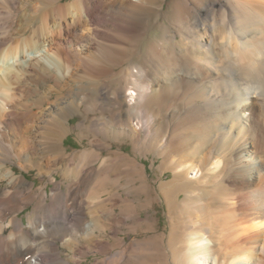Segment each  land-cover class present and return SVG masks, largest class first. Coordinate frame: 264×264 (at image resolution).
Segmentation results:
<instances>
[{
	"label": "bare ground",
	"instance_id": "obj_1",
	"mask_svg": "<svg viewBox=\"0 0 264 264\" xmlns=\"http://www.w3.org/2000/svg\"><path fill=\"white\" fill-rule=\"evenodd\" d=\"M15 1L0 0V12L3 10L7 18L13 9H9V6L11 3L15 6ZM28 1L27 5L31 2ZM98 1L38 0L41 6L36 15L39 22L38 29L34 28L32 37L30 34L31 39L20 44H12L15 32L10 25L1 26L3 24L0 22V181L14 180L11 183L12 190H14L11 200L21 196L29 201H36L35 211L28 217L27 226L18 217H12L6 227L0 225V251H4L2 254L5 253L4 259L0 256V264L7 261L16 264L20 256H26L28 252H38L39 243L31 244V240L35 236L41 238L50 226L57 228L56 224L62 215L69 218L76 211V205L73 207H71L72 204L68 205L72 200L74 203V192L71 186H68L65 192H61L60 185H57L55 193L47 202L46 192L38 194V198H35L33 184L21 176L14 178L16 173L13 168H7L4 164L9 159H16L18 163H21V161L33 160L39 156V148L31 145L30 140L28 143L27 140L22 139L24 141L23 143L20 141L23 144L22 148L17 150L13 145L14 142H10L9 134L11 133L6 132L9 125L17 132L22 126V121L19 119L15 120L14 124L6 120L14 111L13 105L20 103L17 101L20 98L17 94L18 84L26 82L32 74L39 79L47 78L51 66L54 69L56 65H59L65 72L69 65L71 66L68 64V59L79 58L87 50L83 45L84 42L87 44L86 41H92L90 38L93 35L102 39V33L95 28V24H101L104 18L102 13L106 8H114L116 11L113 17L116 24L126 17V12L135 15L139 10L149 13L154 8L159 11L170 10L172 14L164 19L171 22L177 15L183 19L188 9L195 8L198 11L192 22L195 37L199 42V51L193 49L197 53L196 57L182 55L185 57H183L184 62L182 61V72L175 71L171 66L163 67L166 72H172L175 81L186 79L185 100L189 104L182 118V127L185 130L178 134L180 146L176 148V145L173 150L176 155H180L179 161L173 160L175 165L170 170L172 178L168 181H161L158 185L167 203L171 227L179 222L176 213L184 212L188 218H193L187 219V222L181 225L183 237L179 241L180 252L174 251L172 254L177 259V264H264V0H137L136 2L113 0L108 4L104 3L105 0ZM18 2L20 5V0ZM34 6L37 7L36 4ZM21 8L24 12L23 5ZM37 9L34 11L37 12ZM200 10L211 12V17L202 18ZM7 18H4L5 21ZM21 21L23 22L22 19ZM210 28H215L213 36L208 34ZM24 30L25 27L22 25L19 31ZM96 45V51L101 57L112 56L120 52L119 47H110L106 41L105 43L97 41ZM201 48L206 49L208 54ZM148 53L149 50L145 51L146 55ZM152 53L158 56L155 49ZM90 56L88 54L87 57ZM30 58H33V62ZM81 58L83 60V57ZM92 60L91 62L94 61ZM60 61H64L63 64ZM55 71L57 73V70ZM130 75L133 76L132 73ZM138 76L146 79L147 83L144 85H140V82L138 85L134 83L133 86L138 92L133 90L128 93L129 100L137 99V106L142 100L144 101L143 97L148 94L151 86L147 76L143 74ZM135 78L137 79V75ZM34 81L36 84V80ZM163 84L168 83L165 81ZM167 95H170V92ZM39 99L36 100L37 103L33 101L34 104H32L37 106L36 104L41 100ZM25 106L26 104H23L22 107ZM137 106L132 112L138 125L144 113ZM58 109L60 110L56 106L51 107L50 112ZM145 125V129L148 130V125ZM22 132H20L21 135ZM138 135V127L133 125L126 138L136 145ZM47 150L59 159L64 158L65 153L58 142H51ZM26 165H29L31 169H39V171L43 168L39 163H33V166L29 163ZM195 169L200 172V175L198 174L196 178L188 177V172ZM161 170L162 174L166 172ZM133 176L130 175L129 179L134 182ZM181 177L183 179H180ZM225 182L230 185H226ZM145 183L144 178L140 187H143ZM102 184L99 182L92 191L91 199L95 203L93 208L87 211L90 217L96 213H102L113 218L115 216L114 206L110 207L112 211L108 213L102 200L106 193V190L104 191L101 187ZM4 195L2 198H5ZM86 228L87 239H94V224L89 221ZM5 229L9 233L7 237L3 234ZM31 235L34 237L31 238ZM42 241L40 240V243ZM174 243L177 244L176 241ZM51 244L54 248L56 247L54 243ZM33 245H38L37 249L33 250ZM54 248L53 251L57 249ZM54 256L55 253L51 257ZM121 257L119 252L113 255L111 264L119 263ZM43 259V255L35 254L28 264H39Z\"/></svg>",
	"mask_w": 264,
	"mask_h": 264
},
{
	"label": "rangeland",
	"instance_id": "obj_2",
	"mask_svg": "<svg viewBox=\"0 0 264 264\" xmlns=\"http://www.w3.org/2000/svg\"><path fill=\"white\" fill-rule=\"evenodd\" d=\"M27 1L20 0L19 5L16 0L15 6H12L11 3L9 9H13L8 18L3 10L0 12L6 14L5 16L0 14V18H2L0 22L3 24L0 23V25H10L15 33L18 30L17 35L12 31L14 33H12L14 41L12 44L28 41L31 39L30 34L32 37L33 31L38 29L39 22L36 15L41 6L38 0H29L32 3L28 1V5ZM101 1L104 0L98 2ZM108 1L105 0L104 3L108 4L113 0ZM132 1L136 2L137 0ZM35 4L38 9L34 6ZM162 4L165 5L164 2ZM22 5L25 8L24 12L21 8ZM35 9L37 12L34 11ZM191 9L185 12L183 19L177 15L171 22L164 19L172 14L170 10L159 11L154 8L150 13L139 10L135 15L126 12V17L116 24L113 21L116 11L114 8H106L102 13L104 18L101 24H95V28L102 33V39L93 35V38H90L92 41H86L87 44L84 42L83 45L87 50L79 58L68 59V64H71L68 71L64 72L59 65H56L54 69L51 66L47 78L39 79L32 74L26 82L18 84L17 94L20 95V98L16 100L20 103L13 105L14 111L6 120L14 124V121L19 119L22 121V126L17 132L9 125L12 129L8 127L6 132L7 134L11 133L9 134L10 142H14L13 145L17 150L22 148L21 142H24L22 139L27 140L28 143L31 141V145L39 148V156L33 160L21 161V163H18L16 159H9L4 164L7 168H13L16 173L14 178L21 176L33 184L35 198H38V194L46 192L48 194L47 202L55 193L57 185H60L61 192H65L68 186H71V190L74 192V203L72 200L68 205L72 204L71 207L76 205V211L69 217L70 219L62 215L56 224L57 228L56 226L48 227V232L46 230L41 238L35 236L30 243H39V246L37 245L39 251L28 252L29 254L27 253L26 256H20L16 264H28L35 254L44 256L45 260L43 259L39 264H111V257L118 252L122 257L117 264H177V259L172 253L180 252L178 246L183 237L181 225L187 222V219L193 218H188L184 212L176 213L179 224L177 223L176 227H171L167 203L162 197L158 185L161 181H168L172 178L170 170L175 165L173 160L179 161L180 155H176L173 150L176 145V148L180 146L178 134L185 130L182 127V118H184L189 104L185 100L187 95L184 87L186 79L175 81L172 72H166L163 67L171 66L175 71L182 72L184 56L196 57L197 53L194 51H199L198 38L195 37V29L193 30L192 25L198 11L195 8ZM199 13L202 18H210L212 15L207 10H200ZM3 17L7 18V21ZM22 25L25 27L23 32L19 31ZM213 32H215V28H210L208 34L213 36L215 34ZM97 41L104 43L106 41L110 47L117 46L121 53L101 57L96 51ZM153 49L157 51V57L152 53ZM148 50L149 56L145 54V51ZM201 50L208 54L206 49L201 48ZM88 54L91 56L87 57ZM183 54L185 55L182 56ZM30 60L33 62V58ZM60 62L63 64L64 61ZM97 66L98 68H96ZM54 74L60 76V80H57L58 77ZM140 74L150 79L151 86L148 91L149 95L146 94L143 97L144 101L142 100L141 104L137 106V99L129 100L128 93L133 90L138 92L133 86L134 83L137 85L139 82L140 85L147 83L146 79L138 76ZM136 75L138 80L135 78ZM34 80L38 84H35ZM165 81L168 84L164 85ZM36 90L34 97L33 91ZM168 92L170 95H167ZM38 99L40 100L39 105H33ZM23 104H26L24 108ZM55 106L60 110L50 112V108ZM136 106L144 113L138 125L132 112ZM145 124L148 125L149 131L145 129ZM133 125L138 127L139 132L136 145L126 138ZM19 131L22 132V135ZM24 135H27L28 138ZM53 141L58 142L63 149L65 153L63 159L48 152L47 147ZM115 152L120 156L115 155ZM173 157L174 159H172ZM111 161L113 162L111 163ZM27 162L32 166L33 163H39L43 167L42 171L31 169L29 165H26ZM161 169L166 172L162 174ZM198 174L200 175V172L195 169L188 172V177L196 178ZM130 175H134V182L129 179ZM144 178L146 183L143 188L140 187V184ZM13 181L10 182L7 179L0 181V225L6 227L12 217H18L27 226L28 217L35 211L36 201H29L21 196L11 200L14 193L11 184ZM99 182L103 183L101 187L104 191L106 190L102 200L108 213L112 211L110 207L114 206L115 216L113 218L102 213L89 216L88 211L93 208L95 203L91 199V193ZM225 184L230 185L227 182ZM5 190H7L6 193ZM56 192L59 191L56 190ZM3 195L5 198H2ZM9 205L15 206L12 208ZM89 221L94 224V239L92 240L95 243L93 251H98L96 253L90 252L87 244L85 247L82 244L87 237L85 231ZM3 234L6 237L9 236L8 230ZM32 237L34 236L31 235ZM43 239L44 241H42ZM51 243L56 245L55 251H53L54 247ZM37 246L33 245V250L37 249ZM2 252L4 251H0V256L4 259L5 253L2 254ZM53 253L55 256L51 257ZM4 264L12 263L7 261Z\"/></svg>",
	"mask_w": 264,
	"mask_h": 264
},
{
	"label": "crops",
	"instance_id": "obj_3",
	"mask_svg": "<svg viewBox=\"0 0 264 264\" xmlns=\"http://www.w3.org/2000/svg\"><path fill=\"white\" fill-rule=\"evenodd\" d=\"M86 242V243H85ZM82 244L84 245L83 247H85L86 245L85 244H87V247H88V250H90V252H92V253H96V252H98L97 250L94 252L93 250H94V245H95V243H94V241L93 240H88L87 239V237L85 238V240L82 242ZM82 257H83V255H82ZM82 257L80 258V260L82 259ZM97 258V257H96ZM96 260V259H95Z\"/></svg>",
	"mask_w": 264,
	"mask_h": 264
}]
</instances>
